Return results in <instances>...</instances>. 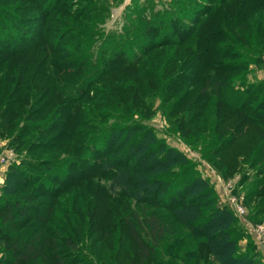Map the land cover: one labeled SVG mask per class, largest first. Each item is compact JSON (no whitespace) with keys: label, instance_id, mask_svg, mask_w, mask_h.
<instances>
[{"label":"trees","instance_id":"16d2710c","mask_svg":"<svg viewBox=\"0 0 264 264\" xmlns=\"http://www.w3.org/2000/svg\"><path fill=\"white\" fill-rule=\"evenodd\" d=\"M216 2L208 8L209 3L201 5L196 1L198 6L190 26H184L175 18L180 24L178 33L169 29V22L161 25L163 22L159 21L160 25L156 26L143 20L140 29L133 32L138 35L144 31L142 37L146 32L150 33L141 42L143 51H137L132 57L122 56L123 46L134 49V40L120 42L108 60L99 59L93 64L89 61L87 64V58L92 55L88 50H83L74 62L70 53L67 64L64 63V58L58 54L65 50L57 53L52 45L48 48L45 35L31 28L35 38L30 37L33 33L26 37L30 43L22 47H6L0 53L4 56L0 61L2 131L10 132L15 126V118L22 116L21 109L26 104L28 107L23 115L28 117L29 108L45 94L41 98L52 102L62 99L61 105L66 104V107L58 115L60 119L49 120V128L41 126L42 132L58 130L55 136L58 140L67 139L64 148L71 151L74 140L80 138L76 133L89 119L88 115L104 113L102 109L105 108L118 117H129L136 111L143 114V110L160 95L162 106L166 107V117L184 137L198 144L211 136L213 146L209 156L216 155L212 162L224 176L240 167V158H251L249 168H259L264 182L263 81L255 86L247 85L241 73L237 77L241 78L239 82L233 83L230 74L243 64L225 59L242 56L243 52L241 49L232 50L223 43L235 39L242 44L244 51L255 55L264 52V0ZM92 10L77 12L68 21L92 29L99 17V13ZM6 28L0 24L2 36ZM20 28L23 30V26ZM7 38L8 43L10 36ZM83 48L81 45L75 49ZM187 61L193 72L190 75L182 71ZM95 79L103 82L100 97L89 96ZM60 85L65 88L63 93L57 87ZM210 105L213 109L208 108ZM206 109L212 110L214 119L208 120L211 113L207 111V114ZM9 117L12 119L7 121ZM97 119L101 120L103 116ZM82 140H85L83 148L88 149L90 158L82 157L78 162L79 171L83 168L82 172L87 171L91 177H104L110 182L104 190L107 201L117 202L124 208L118 209L116 203L111 202L110 212L117 216L119 224L136 244L135 264L148 261L165 264L163 259L175 264V259H183L179 250L186 240L191 241L186 254L192 253L195 259L200 254L204 257L211 254L217 264L249 263L250 256L239 253L236 247L241 233L238 219L227 207L217 205L214 191L195 173L190 159L178 149L166 145L149 126L129 119L122 124H103L97 127V132ZM79 147L75 146V150L83 149ZM66 160L52 158L49 166L53 170L59 164L65 167ZM24 166L21 163L14 168V173L18 174L16 178L30 174ZM47 174L59 185L62 183L63 176L56 175L59 173ZM44 186V189L49 187L47 183ZM83 191L91 193V197L97 195L96 189L93 190L88 182ZM257 191L247 189L246 196L249 198ZM27 198L33 200V197ZM5 207L10 214L12 210L13 214L18 210L23 215L33 210L17 200L8 202ZM37 232L40 233L41 229H35L19 249L13 250V260L36 257L39 252L35 245ZM175 239L178 243L173 241ZM166 246H174L177 253L170 257L164 251ZM13 260L1 264H11ZM191 263L195 261L189 258L187 264Z\"/></svg>","mask_w":264,"mask_h":264},{"label":"rangeland","instance_id":"374dc122","mask_svg":"<svg viewBox=\"0 0 264 264\" xmlns=\"http://www.w3.org/2000/svg\"><path fill=\"white\" fill-rule=\"evenodd\" d=\"M196 1L201 5L209 3L208 8L217 4V0L214 2L213 0H0V24L8 27L5 31H1L4 36L0 33V53L6 47H22L30 43L26 37L33 33L31 30L33 28L38 34L42 32L45 35L48 48L52 45L57 53L65 50L58 55L64 58L66 64L70 53L74 62V58L86 50L92 54L87 58V64L88 61L93 64L99 62V59L108 60L117 45L128 40H134V49L123 46L122 56L132 57L137 51L144 50L141 42L150 35L146 32L145 37H142L144 35L142 30L138 35L133 34L134 29H140L143 20H148L149 25L156 26L160 25L159 21L163 22L161 25L169 22V29L178 33L180 24L175 22V18L184 23V26H190L191 17L195 15L198 6ZM88 8L93 9L94 13H99L98 21L92 29L68 21L71 15ZM19 23L22 24L20 26H23V30ZM7 35L10 36L8 43ZM30 37L35 38L34 33ZM233 37L232 35V39ZM223 43L232 50L241 49L243 52L242 56L225 59L230 62L241 61L243 64L239 70L230 74L234 79L233 83L237 84L241 78L247 85L252 86L263 81L264 91V52L255 55L251 51H244L242 44L235 39ZM81 45L84 46L82 50L75 49ZM3 57L0 54V61ZM188 66L189 63L182 71L190 75L193 72ZM241 73L243 76L237 79ZM102 83L97 80L92 84L89 96L100 97L103 92ZM57 87L59 91L61 90L60 93L65 91L63 85ZM44 95L36 99L34 106L29 108L30 114L26 118L23 114L28 105L22 107V116L15 118V126L10 128V132H3L4 127L0 124V264L12 261L15 254L13 250L19 249L22 243L35 233V229H41L40 233L37 232L39 234L35 245L39 252L36 257L13 260L11 264H59L60 262L61 264H135L136 244L125 228L119 224L117 216H113L110 212L112 201H107L104 192L110 182L104 177H91L92 175L87 171L82 172L83 168H80L81 172L78 168V162L83 156L90 158L88 149L83 148L86 143L82 139L97 132L99 125H110L114 122L122 124L128 119L149 126L166 145L178 149L190 159L195 173L205 179L214 191L217 205L227 207L240 222L241 233L236 241L239 253L250 256L248 264H264V251L258 247L255 240V228L260 225L264 227V182L260 177L262 174L259 168H249L251 158L243 160L240 158V167L235 168L230 175L224 176L220 168L212 162L216 155L209 156L212 153L210 148L213 146L211 136L198 144H193L184 137L166 117L164 112L166 107L162 106L160 95L155 97L146 110H143V114L136 111L129 117H118L107 108H99L104 113L88 115L89 119L80 126V131L84 133L78 130L76 136L80 138L75 139L74 148L67 151L64 148L68 143L67 139L58 140L55 136L58 130L43 133L41 128V126L49 128L50 119H60L58 115L65 111L66 104L61 105L62 99L52 102L41 98ZM208 108L213 109L211 105ZM209 109L205 111L211 113V115L207 113L208 120L214 119L212 110ZM52 111L54 114H51ZM101 115L103 119H97ZM11 119L12 117H9L7 121ZM40 133L42 134L38 136ZM100 144L99 141L98 145ZM75 146H80V150L83 149L76 151ZM52 158L67 159L68 162L65 167L59 164L58 168L53 170L49 166ZM21 163H24L25 169L30 174L16 178L18 174L13 170ZM53 172L59 173L56 174L59 177L63 176L60 185L47 177V173ZM84 179L93 190L96 189V196L91 197V193L83 191L87 183ZM44 183L49 185L48 189H44ZM247 189L250 191L258 189V191L248 198ZM28 196L33 197V200L29 201ZM228 198H235L244 207L243 217H239L237 212H234ZM16 200L24 207L33 210L24 215L18 210L13 214L12 210L10 214L5 205ZM112 203H116L118 209L124 210L117 202ZM173 241L178 243L176 239ZM190 243V240H186L181 246L179 255L183 259H175V264L176 262L187 264L189 258L195 261L191 264H217L211 254L207 257L200 254L197 259L192 253L186 254L188 249L186 247ZM164 251L172 257L177 253V248L166 246ZM168 261L172 262V260ZM168 261L163 259L165 264H169ZM145 264L155 263L148 261Z\"/></svg>","mask_w":264,"mask_h":264},{"label":"built area","instance_id":"2783aa9c","mask_svg":"<svg viewBox=\"0 0 264 264\" xmlns=\"http://www.w3.org/2000/svg\"><path fill=\"white\" fill-rule=\"evenodd\" d=\"M5 161H7L5 159ZM228 201L230 202V205L232 206L234 212H237L239 217H243L245 215V209L244 207L239 204L235 198H228ZM255 233H256V243L258 247L261 248L262 251H264V227L262 225L258 226L255 228Z\"/></svg>","mask_w":264,"mask_h":264}]
</instances>
